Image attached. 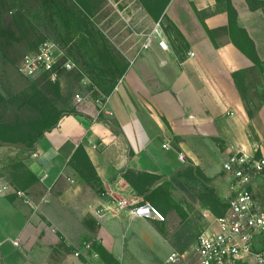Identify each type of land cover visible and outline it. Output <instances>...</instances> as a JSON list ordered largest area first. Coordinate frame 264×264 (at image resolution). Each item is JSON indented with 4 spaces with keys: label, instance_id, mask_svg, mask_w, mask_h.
I'll list each match as a JSON object with an SVG mask.
<instances>
[{
    "label": "crops",
    "instance_id": "1",
    "mask_svg": "<svg viewBox=\"0 0 264 264\" xmlns=\"http://www.w3.org/2000/svg\"><path fill=\"white\" fill-rule=\"evenodd\" d=\"M230 2L236 11V24L229 27L220 0H170L165 15L187 45L175 51L160 24L146 34L106 96L102 112L118 122L119 135L97 120L98 106L93 103L76 105V113L63 116L43 134L24 163L37 178L46 174L44 181L38 180L22 195L12 194V188L0 194V264H104L92 241L120 264L122 248L118 242L123 239L109 232L106 225L121 216L135 218L120 213L101 220L94 211L95 215L86 213L85 218L71 216L69 225L56 218L60 214L53 209L54 202L59 201V207L67 211L70 206L83 208L90 199L103 205L109 193H133L120 175L127 167L170 178L182 164L191 162L211 178L222 171L221 161L232 148L254 149L247 134L249 123L254 121L247 115L241 94L251 77L264 83V7L258 1L252 3L255 8H250L247 0ZM159 29L156 40L154 33ZM147 37L150 42L144 46ZM160 39L166 48L159 45ZM233 39L244 42V49L255 53L261 66H256ZM255 121L264 125V103ZM163 143L169 148H163ZM79 145L84 147L99 182H83L74 188L69 184L71 178L82 181L69 160ZM178 152L185 161L178 160ZM93 182L103 186L99 194L91 197L86 189L82 202L71 194ZM49 191L52 200L43 201ZM83 240L86 243L82 246ZM80 244L81 254L75 255Z\"/></svg>",
    "mask_w": 264,
    "mask_h": 264
},
{
    "label": "rangeland",
    "instance_id": "2",
    "mask_svg": "<svg viewBox=\"0 0 264 264\" xmlns=\"http://www.w3.org/2000/svg\"><path fill=\"white\" fill-rule=\"evenodd\" d=\"M7 2L11 10L9 13L19 12L23 16V24L20 29L22 34H16L11 39L7 55L4 56L0 51V92L4 96L24 89L31 91L37 88L53 97L58 108L76 107L85 103L95 104V99L103 97L95 80L115 78L119 70L128 64V59L137 53L146 34L155 28L156 23L160 24L168 43L175 51L185 47L166 15L157 21L153 20L137 0H7ZM159 32L160 29L154 33L156 40L159 39ZM43 40L56 42L62 54L61 59L67 57L75 64L70 70L60 69L59 78L54 82L45 74L24 76L18 70L21 57L34 50ZM103 43L104 46L107 44L109 54L104 51L100 57L98 53ZM49 82L58 84V93H50V87L47 85ZM77 94L83 97L84 101L77 102L75 98ZM241 99L248 111L247 115L254 121L249 123L247 134L252 141L251 146L255 145L256 153L259 154L264 151V125L255 121V118L259 106L264 103V83L256 76L251 77L242 89ZM3 146L9 147L0 149V164L8 157L25 156V153L15 146L2 145L0 148ZM210 177V184L225 200L227 185L223 172L219 170ZM78 181L71 178L69 184L74 188L83 184ZM0 183L7 182L0 176ZM90 186L89 188L81 186L71 194L82 202L85 200L86 189L91 197L103 189L97 182ZM167 189L169 200L168 210L163 214L164 221L129 219L120 215L119 221L106 225L109 232L118 234L123 239L118 242L122 248L121 252L119 251L120 264H168L167 256L172 250L190 249L196 235L206 227L207 220L203 217L202 210L214 212L208 205H202L198 194L201 190L199 185L188 187L184 184H170ZM51 192L46 194L47 201L52 200ZM42 193L44 194V190ZM79 194L81 195L78 196ZM86 204L83 208L70 206L71 211L68 209L67 213L68 210L61 209L59 201H56L53 209L60 214L56 217L59 221L63 220L62 222L69 224L71 216L85 218L86 213L95 215L94 211L101 206L93 199ZM97 218L108 220L109 215L103 214ZM81 243L83 246L86 242L83 240ZM82 246L80 244L74 254L77 252L80 255ZM108 264H113V261Z\"/></svg>",
    "mask_w": 264,
    "mask_h": 264
},
{
    "label": "trees",
    "instance_id": "3",
    "mask_svg": "<svg viewBox=\"0 0 264 264\" xmlns=\"http://www.w3.org/2000/svg\"><path fill=\"white\" fill-rule=\"evenodd\" d=\"M220 1H222L223 8L228 16V26L236 24V11L230 0ZM254 1H258L264 7V0H247L250 8H255L252 5ZM137 2L153 20L157 21L159 18L165 17V8L170 0H137ZM9 12L11 10L7 0H0V51L4 56L8 53L13 36L21 33L20 29L23 24V16L19 12L14 14ZM78 20H80L79 17ZM171 24L175 34L180 36L186 46L187 44L176 26L172 22ZM206 30L211 36V31L207 28ZM232 41L250 57L256 66H261L255 53H250L244 49V42L235 39ZM246 41L252 46L253 43L249 38ZM101 47L98 53L100 57H102L104 51L109 54L106 43L105 46L103 43V47ZM125 68L126 66L119 70L115 78L95 80L103 98L113 90ZM47 85L50 87V93H58V84L49 82ZM76 112L75 106L58 108L53 97L47 95L41 89L35 88L31 91L24 89L9 96H4L0 92V146H15L25 153L23 158L8 157L0 164V176L11 186L13 189L12 194L17 195V192H25L38 181L37 176L26 166L24 160L34 152L35 145L46 131L55 127L63 116ZM97 120L108 126L113 133L117 135L121 133L118 122L112 116L101 112L97 115ZM69 164L82 182H99L95 168L82 145L75 149ZM120 175L128 182L132 192L139 197L140 201H149L162 214L168 210L169 193L167 187L170 184H184L188 187L195 184L199 185L201 190L198 194L202 205H208L216 215L222 213L225 207V200L218 194L216 188L210 184L209 178L191 162L182 164L170 178L130 167L125 168ZM91 246L105 263L108 264V262L113 261V264H118V261L101 244L92 241Z\"/></svg>",
    "mask_w": 264,
    "mask_h": 264
},
{
    "label": "built area",
    "instance_id": "4",
    "mask_svg": "<svg viewBox=\"0 0 264 264\" xmlns=\"http://www.w3.org/2000/svg\"><path fill=\"white\" fill-rule=\"evenodd\" d=\"M158 25L156 23L155 28ZM149 42L147 37L144 46ZM159 45L167 47L162 39ZM61 57L56 42L43 40L21 57L18 70L24 76L45 74L54 82L59 78L60 69L70 70L75 65L69 58ZM75 98L77 102L84 101L78 94ZM105 100L106 97L94 100L98 112L104 111ZM162 147L169 148V144L163 143ZM256 151L255 147L252 151L234 147L222 160L221 169L227 185L222 213L216 215L202 210L206 227L196 235L190 249L172 250L167 256L168 264H264V153ZM177 158L185 161L179 152ZM45 177L46 174H42L38 180L43 182ZM10 188L9 184L0 183V194ZM124 188L125 184L119 186L120 190ZM109 196L105 204L96 209L97 215L125 213L130 218L164 221V215L152 203L140 201L134 193H109ZM13 244L17 245V241Z\"/></svg>",
    "mask_w": 264,
    "mask_h": 264
}]
</instances>
